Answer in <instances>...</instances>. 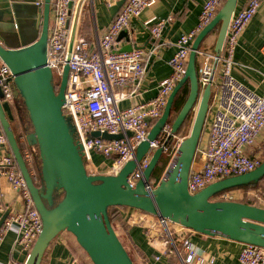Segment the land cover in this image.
<instances>
[{
	"label": "water",
	"instance_id": "95a60500",
	"mask_svg": "<svg viewBox=\"0 0 264 264\" xmlns=\"http://www.w3.org/2000/svg\"><path fill=\"white\" fill-rule=\"evenodd\" d=\"M25 1L36 0H0V59L14 75L15 89L32 127L26 133L27 141L38 148L41 164L42 185L38 186L11 125L14 119L12 106L9 102L0 101L2 130L43 222L42 231L24 264H41L50 243L64 231L73 234L93 264H135L112 224L109 215L112 206L133 207L208 236L264 247V207L212 199L217 193L230 188L257 185L264 178V161L251 172L217 180L195 194L188 189L190 171L212 96V83L204 89L200 87L198 51L207 37L218 30L214 50L219 58L239 0H226L213 20L197 34L191 46L186 72L170 94L163 114L151 127L147 138L137 146L134 157L115 174L89 172L72 118L63 111L70 66L68 62L65 64L57 90L54 73L47 65L52 0H43L42 7L37 5V38L27 45L11 44V40L21 37H15L12 28L5 24L3 13L13 10L11 14L15 15L18 33L22 35L21 20L16 10ZM85 2L79 0L75 9L68 60L72 55ZM125 2L118 0L112 14H116ZM132 49L130 44L120 51ZM188 81L190 92L172 123V134H177L189 114L196 110L189 135L179 142L156 186H151V177L162 157V148L154 151L142 177L132 186L128 181L130 175L150 150L151 142L169 123L175 97ZM91 135L106 140L124 137L123 133L115 135L100 131H93ZM127 135L131 137L132 132L128 131ZM8 214L7 211L3 215L0 228Z\"/></svg>",
	"mask_w": 264,
	"mask_h": 264
},
{
	"label": "built area",
	"instance_id": "2783aa9c",
	"mask_svg": "<svg viewBox=\"0 0 264 264\" xmlns=\"http://www.w3.org/2000/svg\"><path fill=\"white\" fill-rule=\"evenodd\" d=\"M78 1L52 0L47 65L52 69L54 76L61 78L68 62L70 73L63 111L72 118L85 160L93 165V154L102 155L111 161L110 174H115L134 157L137 146L147 138L152 123L163 114L170 94L186 72L194 39L213 20L224 0H205L197 27L179 38L177 51L170 59L172 73L161 83L157 95L147 103L127 107L119 105L126 94L119 90L128 85L138 88L148 71L149 61L145 59L144 51L139 48H133L131 51L118 50L117 40L121 33L130 27L132 20L139 17L143 10L153 6L157 0H126L96 43L80 35L78 28L72 55L68 60L72 20ZM263 1L246 0L241 8L236 9L219 58L209 48L200 47L198 51L197 72L200 87L204 89L207 84L212 83V96L197 149L202 164L200 168H196L194 161L189 175L188 189L191 194L217 180L251 172L261 164L260 156L251 157L247 148L253 147L257 138L264 134V94L255 93L236 79L233 68L239 39ZM36 4L42 7L43 0H37ZM84 8L85 4L82 13ZM170 20L172 18L154 22L150 30L154 40L161 37ZM0 89L1 102L11 103L16 98L14 75L1 59ZM93 131L115 135L123 133L124 137L106 140L93 137ZM128 131L132 132L131 137L127 135ZM204 134L206 138L202 143ZM176 140L181 141L178 134H172V125L167 123L130 175L129 183L134 186L142 177L157 148H162L163 154L172 156L179 144L178 142L172 145ZM0 146L5 148L0 157V180L6 178L24 201V208L9 213L3 222L0 228V248L6 233L12 230L16 233L15 246L21 247L29 255L42 231V218L15 162L1 125ZM26 160L33 166L34 154L30 150L26 151ZM154 183L151 181L152 187L155 186ZM7 211L8 206L4 202L0 183V221ZM160 222L171 236L169 226L175 223L161 219ZM174 246L183 264H215V257L201 252L188 237L183 239L180 250L175 243ZM239 261L241 264H264V247L244 243ZM3 264L24 263L11 259Z\"/></svg>",
	"mask_w": 264,
	"mask_h": 264
},
{
	"label": "crops",
	"instance_id": "0c3cea01",
	"mask_svg": "<svg viewBox=\"0 0 264 264\" xmlns=\"http://www.w3.org/2000/svg\"><path fill=\"white\" fill-rule=\"evenodd\" d=\"M117 1L88 0L87 6L85 4L84 14L81 16L82 31L90 42L96 43L108 25L115 19L120 10L116 14H112V8ZM204 2L205 0H157L153 6L143 10L139 17L134 18L130 27L121 33L122 36L120 35L117 40V49L121 50L131 44L134 49L139 48L144 51V57L149 63L148 71L138 88L128 85L119 90L123 94L126 93L124 99L119 103L120 107L147 103L157 95L161 83L172 73L170 59L177 51L179 38L197 27ZM245 2L246 0H239L237 9L241 8ZM168 18H172V20L166 24L161 37L154 40L151 36V26L158 19ZM217 34L218 30H214L210 35L211 40L204 41L201 47L212 48L215 52ZM234 61L233 75L235 78L255 93L263 95L264 1L241 35L235 50ZM11 106L15 115L11 125L14 131L21 136L20 140L24 142L27 140L25 128H28L29 121L22 110L20 98L16 96ZM18 107H21V110H18ZM205 134L202 143L206 138ZM263 136L264 134H261L257 138L256 144L247 148L249 154L256 151L255 146L263 141ZM4 151L5 148L0 146V157ZM102 157V155L94 153V164L90 167L95 173L110 174L111 162ZM196 157L195 167L200 168L202 161L199 154H196ZM33 170L35 171L34 168ZM0 183L8 212L22 210L24 201L21 194L11 187L6 178H1ZM120 212L124 225L118 223V226L140 262L139 264H183L174 243L180 250L185 237H188L201 252L214 256L215 264H241L239 254L244 245L242 242L208 236L178 224H170V236L156 215L127 206L120 208ZM121 233L118 231L120 239ZM15 240L16 233L14 231L10 230L6 233L0 248V264L11 259L25 263L28 253L21 247L15 246ZM121 240L125 244L123 239ZM133 260L137 264L134 258ZM42 262L46 264H93L73 234L67 231L62 232L50 243Z\"/></svg>",
	"mask_w": 264,
	"mask_h": 264
},
{
	"label": "rangeland",
	"instance_id": "374dc122",
	"mask_svg": "<svg viewBox=\"0 0 264 264\" xmlns=\"http://www.w3.org/2000/svg\"><path fill=\"white\" fill-rule=\"evenodd\" d=\"M87 2L85 3L86 6H87ZM1 5H6V4H1ZM11 12L13 13V10L5 11V13H3L4 20L6 22L5 24H7V26L12 28L13 32L15 33V37L16 36L21 37V39L11 40V44L22 46L24 44L27 45V43L35 40L38 36V30L35 28L36 26L35 20L37 17L38 6L34 2H31V1H25V2L20 3V5H18L16 13H17V16H19V20H21L20 24H21L22 35L18 33V26L15 20V15L11 14ZM210 35L207 37L205 42H209L211 40ZM209 50L213 51L212 48H210ZM18 95L19 94H17V91H16V96L19 97ZM14 100L11 101V104L14 103ZM195 113H196V110L193 111L192 116L185 123L184 127L182 128V132L179 134V139L182 140L186 136L189 135L191 128H192L193 121H194ZM27 121H29L28 117H27ZM262 140H263L262 142H259L255 146V150L256 152H258L260 156H262V159L264 160V136ZM37 157H39V152H38V148L35 146L34 147V160H36L35 158ZM29 166L32 167V164L29 163ZM87 169L89 170L90 173L95 174L93 168L88 167ZM103 174H109V173H103ZM223 199L240 201V202H245V203L247 202V203H251L252 205L264 207V179H262L256 186H252L248 188H237L233 194L228 193L226 194V196H224ZM114 227L117 233L118 231L119 233H121L118 223H115ZM120 235H121V239H123L124 243L126 244L125 247H127L126 249L128 250L129 254L132 255V257L135 259L137 264H139L140 262L138 261L133 250L129 247V244L126 242L124 235L122 233Z\"/></svg>",
	"mask_w": 264,
	"mask_h": 264
},
{
	"label": "trees",
	"instance_id": "16d2710c",
	"mask_svg": "<svg viewBox=\"0 0 264 264\" xmlns=\"http://www.w3.org/2000/svg\"><path fill=\"white\" fill-rule=\"evenodd\" d=\"M226 0L223 1V5L225 3ZM222 5V6H223ZM43 6V5H42ZM221 9V8H220ZM219 12V11H218ZM84 14V11L82 13V16ZM79 34L80 35H83V31H82V22L80 20V24H79ZM55 80V86H56V89L58 90L59 88V84H60V80L61 78L60 77H56L54 78ZM189 92H190V83L189 81L180 89V91L177 93L176 97H175V100H174V103H173V108H172V115L170 117V120H169V123L172 125L174 119L176 118V116L178 115L179 111L181 110V108L183 107L184 103L186 102L187 98H188V95H189ZM18 94V93H17ZM19 96V95H18ZM22 110H24V114H26V116L28 117V114H27V111L24 107H22ZM14 114V112H13ZM193 114V111L189 114V116L187 117V119L185 120V122L183 123V125L181 126V128L178 130L177 134L179 135L181 132H182V128L184 127L185 123L187 122L188 119H190V117L192 116ZM14 118H15V115H14ZM29 119V118H28ZM158 120V119H157ZM156 120V121H157ZM156 121H154L152 123L151 126H153ZM1 125V124H0ZM32 130V127H31V123H30V120H29V126L28 128H25V134L29 131ZM16 133V132H15ZM17 135V138H18V141H19V145H20V148H21V151L23 153V156L24 158L26 159V151L27 150H30L33 154H34V147L32 145H30L28 143V141H24L22 142L20 139H21V136ZM179 140H176L175 142H172V145H176L178 144ZM31 147V148H30ZM39 152V150H38ZM251 157H253L254 155H259L258 152H254V153H250L249 154ZM260 156V155H259ZM171 154H167V153H164L162 154V157L156 167V169L154 170L153 174H152V177H151V181L155 182V186L158 184V182L160 181L166 167H167V164L169 163V161L171 160ZM36 160L34 161V164L33 166H29V168L33 170V168L35 169L33 175L36 177V184L38 186H41L42 185V178H41V174H40V161H39V157L35 158ZM260 159H261V163L264 161L262 159V156H260ZM27 161V160H26ZM16 162V160H15ZM36 162V163H35ZM28 163V161H27ZM17 164V162H16ZM29 165V163H28ZM86 166L87 168L91 166L90 163H87L86 161ZM264 179V178H263ZM256 186V185H255ZM248 187H252V186H240V187H235V188H230V189H227V190H224L222 192H219L217 193L215 196H213V200H223V197L225 196V194H228L231 190L233 189H237V188H248ZM233 201V200H231ZM245 203V202H244ZM247 203V202H246ZM248 204H251V203H248ZM122 207H126V206H112L109 208V215H110V218H111V221H112V224L114 226L115 223H120L122 225H124V221L122 219V216H121V212H120V208ZM147 213V212H146ZM115 228V227H114Z\"/></svg>",
	"mask_w": 264,
	"mask_h": 264
},
{
	"label": "flooded vegetation",
	"instance_id": "af4514ba",
	"mask_svg": "<svg viewBox=\"0 0 264 264\" xmlns=\"http://www.w3.org/2000/svg\"><path fill=\"white\" fill-rule=\"evenodd\" d=\"M234 190H236V189L231 190V191L229 192V194H233V193L235 192Z\"/></svg>",
	"mask_w": 264,
	"mask_h": 264
},
{
	"label": "bare ground",
	"instance_id": "6f19581e",
	"mask_svg": "<svg viewBox=\"0 0 264 264\" xmlns=\"http://www.w3.org/2000/svg\"><path fill=\"white\" fill-rule=\"evenodd\" d=\"M31 148V147H30ZM96 157V156H95ZM103 158V157H102ZM197 158V157H196ZM111 162V161H110ZM29 163V162H28ZM168 165V164H167ZM18 166V165H17ZM34 173V172H33ZM102 174V173H101ZM235 191V190H234ZM132 210V209H131ZM130 221V220H129Z\"/></svg>",
	"mask_w": 264,
	"mask_h": 264
}]
</instances>
